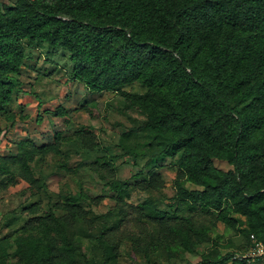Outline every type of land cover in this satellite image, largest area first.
<instances>
[{"label": "trees", "instance_id": "1", "mask_svg": "<svg viewBox=\"0 0 264 264\" xmlns=\"http://www.w3.org/2000/svg\"><path fill=\"white\" fill-rule=\"evenodd\" d=\"M24 41L67 51L72 77L90 91L147 87L133 102L147 115L153 156H180L184 179L176 182L178 203L214 212L232 228L238 225L235 213L246 220L248 237L264 243V0L0 3V109L22 92L13 77L26 62ZM56 115L67 112L60 106ZM50 150L59 153V144L35 148L43 154ZM216 159L232 169H218ZM0 173L11 175L9 164L0 162ZM137 177L143 189L158 187L152 175ZM129 187L111 183L118 193ZM68 201L73 218L84 216L81 200ZM156 218L164 222L171 216L158 211ZM73 222L51 216L0 238V264H75L82 248ZM211 231L195 228L200 240ZM105 257L106 264H119L108 248ZM230 259L228 254L218 263ZM233 264L255 263L234 259Z\"/></svg>", "mask_w": 264, "mask_h": 264}, {"label": "rangeland", "instance_id": "2", "mask_svg": "<svg viewBox=\"0 0 264 264\" xmlns=\"http://www.w3.org/2000/svg\"><path fill=\"white\" fill-rule=\"evenodd\" d=\"M15 2L0 0L10 6ZM23 44L26 62L13 77L22 92L0 109V162L12 171L0 173V238L44 218L65 217L74 221L73 236L82 248L75 264H106L107 248L119 264H233L251 245L246 220L232 213L238 220L232 228L214 212L178 203L176 182L184 179L180 156H153L157 151L145 130L147 115L133 102L147 87L135 83L119 92L90 91L72 77L67 51ZM60 106L64 117L56 115ZM56 142L59 153L35 152ZM214 164L222 171L232 169L226 160ZM139 172L144 178L152 175L158 187L137 185ZM112 182L130 187L118 193ZM70 197L81 200L84 216L72 217ZM158 211L171 218L157 220ZM202 226L212 231L200 240L195 228ZM228 254L232 259L218 263Z\"/></svg>", "mask_w": 264, "mask_h": 264}, {"label": "built area", "instance_id": "3", "mask_svg": "<svg viewBox=\"0 0 264 264\" xmlns=\"http://www.w3.org/2000/svg\"><path fill=\"white\" fill-rule=\"evenodd\" d=\"M234 259L247 260L248 263L264 264V243L251 235V245Z\"/></svg>", "mask_w": 264, "mask_h": 264}]
</instances>
